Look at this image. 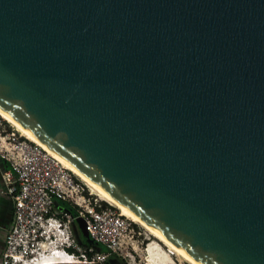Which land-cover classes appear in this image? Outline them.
Segmentation results:
<instances>
[{
	"label": "water",
	"instance_id": "water-1",
	"mask_svg": "<svg viewBox=\"0 0 264 264\" xmlns=\"http://www.w3.org/2000/svg\"><path fill=\"white\" fill-rule=\"evenodd\" d=\"M0 114L186 263L264 264V0H0Z\"/></svg>",
	"mask_w": 264,
	"mask_h": 264
},
{
	"label": "built area",
	"instance_id": "built-area-1",
	"mask_svg": "<svg viewBox=\"0 0 264 264\" xmlns=\"http://www.w3.org/2000/svg\"><path fill=\"white\" fill-rule=\"evenodd\" d=\"M6 127L0 122V159L8 165L2 179L13 200V221L4 237L1 264H37L54 251L70 264H106L117 251L132 247L130 220L92 193L86 195L83 183L50 154ZM58 203L69 204L76 213ZM77 219L93 242L88 247L74 236Z\"/></svg>",
	"mask_w": 264,
	"mask_h": 264
},
{
	"label": "bare ground",
	"instance_id": "bare-ground-1",
	"mask_svg": "<svg viewBox=\"0 0 264 264\" xmlns=\"http://www.w3.org/2000/svg\"><path fill=\"white\" fill-rule=\"evenodd\" d=\"M0 118L3 119L5 122H7L10 126H12L18 133H20L21 136L25 137L28 141L32 142L33 144L37 145L44 151H46L43 147H41L36 141H34L29 135H27L23 130H21L19 127L14 125L12 122L7 120L5 117H3L0 114ZM47 152V151H46ZM48 153V152H47ZM49 154V153H48ZM51 155V154H50ZM51 157H53L51 155ZM54 158V157H53ZM55 159V158H54ZM56 160V159H55ZM59 162V161H58ZM60 163V162H59ZM61 164V163H60ZM62 165V164H61ZM63 166V165H62ZM65 169H67L65 166H63ZM68 170V169H67ZM72 175H74L76 178H78L75 174H73L70 170H68ZM80 181H82L80 178H78ZM82 183L88 187L94 194H96L102 201L107 202L108 204L114 206L109 201H107L105 198H103L101 195H99L97 192H95L91 187H89L84 181ZM115 207V206H114ZM118 209L117 207H115ZM120 214L124 217H126L128 220H130L132 223L137 224L133 219H131L128 215H126L124 212L118 209ZM141 227V226H140ZM142 228V227H141ZM143 229V228H142ZM146 234L153 238L154 241H150V243L146 247V261L148 264H175V262L172 259V256L180 258L182 261H184L181 257H179L174 251H172L167 245H165L163 242H161L159 239L151 235L149 232H147L145 229H143ZM165 249V250H164ZM47 259H44L43 262L38 261L37 264H70L66 256L63 255L60 251H54L52 254H49L47 256ZM185 262V261H184ZM186 263V262H185ZM188 264V263H187Z\"/></svg>",
	"mask_w": 264,
	"mask_h": 264
},
{
	"label": "rangeland",
	"instance_id": "rangeland-1",
	"mask_svg": "<svg viewBox=\"0 0 264 264\" xmlns=\"http://www.w3.org/2000/svg\"><path fill=\"white\" fill-rule=\"evenodd\" d=\"M0 122L6 124V128H13L12 126H10L7 122H5L3 119L0 118ZM14 129V128H13ZM75 177V176H74ZM75 179H77L78 181H80L78 178L75 177ZM82 182V181H81ZM84 190H85V194L88 195L89 193L93 194V197L97 198L98 200H100V203L103 206H109L110 204H108L105 201H102L100 199V197H98L96 194H94L88 187H86L83 184ZM113 209L117 212L120 213L118 211V209H116L114 206H112ZM132 223V222H131ZM76 225L78 226V229L80 231V236H75V238L83 243L84 247H86L88 244H90L92 241L91 239L88 238V236L86 235V233L83 230V223L81 221H77ZM132 247H128L126 249H123L121 251H117V253H115V255H118L120 258H123L122 262L124 264H148V262L146 261L147 255H146V247L147 245L150 243V241H154L152 237L148 236L146 234V232L138 225H136L135 223H132ZM91 241V242H90ZM93 243V242H92ZM95 246L97 248H101L102 246H100L99 244H95ZM165 250V249H164ZM114 255V254H113ZM173 261L175 262V264H187L184 261H182L180 258L178 257H174L172 256ZM111 264H117V262L115 260H111L110 261ZM83 263V262H82ZM107 263V262H106Z\"/></svg>",
	"mask_w": 264,
	"mask_h": 264
},
{
	"label": "crops",
	"instance_id": "crops-1",
	"mask_svg": "<svg viewBox=\"0 0 264 264\" xmlns=\"http://www.w3.org/2000/svg\"><path fill=\"white\" fill-rule=\"evenodd\" d=\"M7 169V163L0 159V264L4 248V237L13 221V200L2 179V175Z\"/></svg>",
	"mask_w": 264,
	"mask_h": 264
},
{
	"label": "trees",
	"instance_id": "trees-1",
	"mask_svg": "<svg viewBox=\"0 0 264 264\" xmlns=\"http://www.w3.org/2000/svg\"><path fill=\"white\" fill-rule=\"evenodd\" d=\"M58 206H59L60 208H63V209L68 210L69 212H71V213H73V214L76 213V209L73 208V207H71V206H70L69 204H67V203H58ZM74 234H75L76 236H79L80 239H81L80 231H79L77 225H76L75 228H74ZM88 238H89V237H88ZM89 239H90V238H89ZM90 242H91V241H90ZM79 243H80V241H79ZM81 243H83V241H82ZM92 244H93V243L91 242L90 244L87 245V247H88L89 245H92ZM100 246H101V245H100ZM98 249H99V250H104V247L102 246L101 248H98ZM87 257H88V258H91V255H90V254H87Z\"/></svg>",
	"mask_w": 264,
	"mask_h": 264
},
{
	"label": "flooded vegetation",
	"instance_id": "flooded-vegetation-1",
	"mask_svg": "<svg viewBox=\"0 0 264 264\" xmlns=\"http://www.w3.org/2000/svg\"><path fill=\"white\" fill-rule=\"evenodd\" d=\"M81 243V242H80ZM79 243V244H80ZM82 247H84L83 246V244H80ZM123 258H120L119 256H117V255H111L109 258H108V260H107V263L106 264H111V260H115L116 262H117V264H124L122 261Z\"/></svg>",
	"mask_w": 264,
	"mask_h": 264
}]
</instances>
